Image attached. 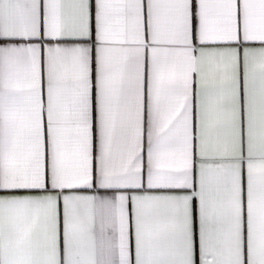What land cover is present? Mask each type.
I'll list each match as a JSON object with an SVG mask.
<instances>
[{"label":"snow or ice","instance_id":"1","mask_svg":"<svg viewBox=\"0 0 264 264\" xmlns=\"http://www.w3.org/2000/svg\"><path fill=\"white\" fill-rule=\"evenodd\" d=\"M0 264H264V0H0Z\"/></svg>","mask_w":264,"mask_h":264}]
</instances>
